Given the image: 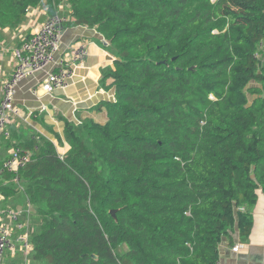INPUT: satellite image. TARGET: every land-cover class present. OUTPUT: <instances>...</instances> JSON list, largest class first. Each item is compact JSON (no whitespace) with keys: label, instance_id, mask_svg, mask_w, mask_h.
Listing matches in <instances>:
<instances>
[{"label":"trees","instance_id":"obj_1","mask_svg":"<svg viewBox=\"0 0 264 264\" xmlns=\"http://www.w3.org/2000/svg\"><path fill=\"white\" fill-rule=\"evenodd\" d=\"M43 3L49 15L68 5L65 29L109 43L101 84L115 100L97 107L104 124L61 119L65 155L40 133L0 136L31 152L19 184L0 176V203L31 204L33 251L4 258L220 264L225 239L250 237L264 195V0H0V42Z\"/></svg>","mask_w":264,"mask_h":264},{"label":"crops","instance_id":"obj_2","mask_svg":"<svg viewBox=\"0 0 264 264\" xmlns=\"http://www.w3.org/2000/svg\"><path fill=\"white\" fill-rule=\"evenodd\" d=\"M60 14L66 15L69 6L64 3L60 5ZM45 3L31 9L24 23L16 30L5 28L3 30L0 44V97L1 81L13 72L14 59L13 50L19 45L20 36L25 38L32 35L36 29L47 19ZM105 39L95 29L88 27H68L61 37V53L68 51L74 44L83 43L88 49V57L84 64L79 66L75 75L65 89L57 90L53 94L34 93V88L42 81L45 73L40 72L23 80L17 89L15 105L23 110L25 118L17 119L11 125L12 131L20 134L40 133L53 141L60 155H65L70 147L64 138L65 124L61 119L69 123L81 125L83 122L93 120L104 124L107 121L105 109L98 111L97 107L103 102L115 100V90L108 89L111 80L106 87L101 84L103 71L113 68L116 61L115 55L105 46ZM264 64V48L260 55ZM59 135L60 141L55 139ZM10 150L0 146V161L4 162L9 157ZM258 202L251 209L253 216V229L248 239H242L236 230L232 234L231 244L225 239L220 246V264H264V195L258 193ZM25 199L21 193L15 198L0 203V207L17 204L16 209H21L19 200ZM24 202V201H23ZM239 245V252L233 248ZM32 264V263H29Z\"/></svg>","mask_w":264,"mask_h":264},{"label":"built area","instance_id":"obj_3","mask_svg":"<svg viewBox=\"0 0 264 264\" xmlns=\"http://www.w3.org/2000/svg\"><path fill=\"white\" fill-rule=\"evenodd\" d=\"M67 21L68 18L60 12L55 15H49L47 12V19L32 35L27 38L20 36L19 45L13 50V72L1 81L0 136L9 139L11 125L17 119L24 120L25 118L23 110L15 105L16 92L23 80L33 74L43 72L45 76L34 88V93L53 94L69 86L76 69L87 59L89 52L83 43H76L68 51L61 53V37L66 30ZM30 159L31 152L13 146L9 157L0 169V176L5 172L10 173L14 176L15 183L19 184L18 174L27 166ZM3 200L4 197L0 194V202ZM26 206V209L8 207L0 211V264H5V252L8 251L12 256L15 255V247L11 242L12 226L20 232L25 231L19 237L24 256L28 257L33 251L29 243L31 221H21L23 213L31 215V204L27 202ZM239 250V245L233 248L234 252H239Z\"/></svg>","mask_w":264,"mask_h":264},{"label":"rangeland","instance_id":"obj_4","mask_svg":"<svg viewBox=\"0 0 264 264\" xmlns=\"http://www.w3.org/2000/svg\"><path fill=\"white\" fill-rule=\"evenodd\" d=\"M63 12V11H62ZM62 12H61V14H62ZM19 203H20V205L22 204V207L23 208H25V203L22 201V200H19ZM18 204V203H17ZM16 203L15 204H13V205H17ZM12 206V205H11ZM13 207V206H12ZM32 220V216L31 215H29V214H27V213H23L22 214V216H21V221H27V222H30ZM12 228H13V231H12V235H11V242H12V244L14 245V247H15V253L16 252H22L23 254H24V250H22L21 248H22V243H21V241L19 240V237H20V235H19V233H20V231H18L17 230V228L15 227V226H12ZM125 249L123 248L122 249V251H124ZM4 260H5V264H17L16 263V260H14V261H12V258H9V259H6V258H4ZM26 262H27V260H25ZM22 262V261H21ZM28 262L29 263H31L30 262V260H28ZM28 263V264H29Z\"/></svg>","mask_w":264,"mask_h":264},{"label":"water","instance_id":"obj_5","mask_svg":"<svg viewBox=\"0 0 264 264\" xmlns=\"http://www.w3.org/2000/svg\"><path fill=\"white\" fill-rule=\"evenodd\" d=\"M104 44H105V46H109V43L106 42V41H104ZM260 192H261V191H260ZM110 213H111V216H112V217L115 219V221L117 222V211L114 210V211H111Z\"/></svg>","mask_w":264,"mask_h":264}]
</instances>
